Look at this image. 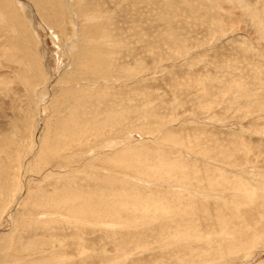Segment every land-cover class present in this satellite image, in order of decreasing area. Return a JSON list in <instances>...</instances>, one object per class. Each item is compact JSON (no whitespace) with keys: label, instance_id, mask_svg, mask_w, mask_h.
I'll list each match as a JSON object with an SVG mask.
<instances>
[{"label":"rangeland","instance_id":"374dc122","mask_svg":"<svg viewBox=\"0 0 264 264\" xmlns=\"http://www.w3.org/2000/svg\"><path fill=\"white\" fill-rule=\"evenodd\" d=\"M0 264H264V0H0Z\"/></svg>","mask_w":264,"mask_h":264},{"label":"bare ground","instance_id":"6f19581e","mask_svg":"<svg viewBox=\"0 0 264 264\" xmlns=\"http://www.w3.org/2000/svg\"><path fill=\"white\" fill-rule=\"evenodd\" d=\"M99 25V24H98ZM97 25V26H98ZM96 27V26H95ZM103 27H104V25H103ZM99 29V33H104V34H101V39H108L107 37H106V33L105 32H103L104 30L102 29H100V28H98ZM97 29V30H98ZM88 51V50H87ZM89 52V51H88ZM93 54H94V52H92ZM94 61L91 63V65L90 66H92V65H94V66H97L98 65V62H96V60H95V56L92 58ZM95 62V63H94ZM84 67H85V65H84ZM93 68H95V67H93ZM29 80V79H28ZM79 137V136H78ZM77 137V138H78Z\"/></svg>","mask_w":264,"mask_h":264}]
</instances>
